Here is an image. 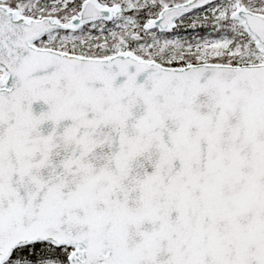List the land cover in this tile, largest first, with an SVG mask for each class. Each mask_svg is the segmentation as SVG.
Returning <instances> with one entry per match:
<instances>
[{"label": "snow or ice", "instance_id": "6c2138e0", "mask_svg": "<svg viewBox=\"0 0 264 264\" xmlns=\"http://www.w3.org/2000/svg\"><path fill=\"white\" fill-rule=\"evenodd\" d=\"M0 264H264V0H0Z\"/></svg>", "mask_w": 264, "mask_h": 264}]
</instances>
